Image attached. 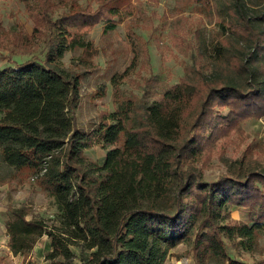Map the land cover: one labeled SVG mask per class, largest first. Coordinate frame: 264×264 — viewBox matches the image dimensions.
<instances>
[{"label":"trees","instance_id":"trees-1","mask_svg":"<svg viewBox=\"0 0 264 264\" xmlns=\"http://www.w3.org/2000/svg\"><path fill=\"white\" fill-rule=\"evenodd\" d=\"M179 1L215 15L212 54H202L200 65L173 84L143 77L141 94L126 95L123 86L139 75L135 33L128 30L133 58L110 79L113 110L99 112L98 127L86 133L75 120L81 78L97 65L83 32L102 24L106 34L135 6L132 0H21L32 30L6 40L11 65L0 69V162L12 181L34 182L56 219L48 225L29 219L22 207H7L13 254H28L47 235L45 264H169L170 257L264 264L228 250L252 253L264 236V172L205 180L193 167L208 162L239 125L264 115V0H255L254 14L251 0ZM58 27L76 30L71 48L80 54L73 67L53 51ZM41 44L44 58L12 61ZM104 95L102 88L98 96ZM94 146L105 151L101 163L85 153ZM233 208L247 210V222L233 219ZM181 245L186 249L173 253Z\"/></svg>","mask_w":264,"mask_h":264},{"label":"rangeland","instance_id":"rangeland-1","mask_svg":"<svg viewBox=\"0 0 264 264\" xmlns=\"http://www.w3.org/2000/svg\"><path fill=\"white\" fill-rule=\"evenodd\" d=\"M132 3L136 10L134 15L125 18L112 31L104 34L103 26L99 24L83 32L84 38L92 42L90 59L97 65L91 72L83 73L81 78V102L75 120L77 127L86 133L98 127L99 112L113 110L110 79L132 63L133 58L127 38L128 30L135 33L139 61L135 72L139 70V75L133 73L131 81L123 86L126 95L141 94L143 77L156 78L164 85L173 84L179 77L189 74L196 64L200 65L202 54L205 58L212 54V46L219 33L218 21L212 11L199 5L185 6L179 0H132ZM250 3L249 13L254 14L260 5L255 0ZM28 15L21 0H0V69L11 65L8 62L11 45L6 42L9 34L19 30L31 34ZM180 16L184 20H179ZM149 23L155 28L146 27ZM175 25L178 33L174 32ZM75 32V29L58 27L53 36V51L58 61L66 67L76 65L80 54V51L71 48ZM45 52L44 44H41L32 54L18 53L12 57V61L22 63L32 56L44 58ZM207 74L213 76L219 73L206 70L204 75ZM102 88L105 89V95L99 97ZM85 153L101 163L105 151L94 146ZM244 154H247L245 158L242 157ZM193 167L197 171L201 170L205 180L251 171L264 172V115L239 125L226 141L218 142L216 152L208 162L193 163ZM9 172L0 162V264H45V254L49 251L47 235L41 237L28 254L11 252L5 229L8 220L6 211L9 206L22 207L29 219L43 220L51 225L55 222L56 210L52 201L39 191L34 182L12 181ZM247 214L248 211L242 208H233L230 213L233 219L243 222H247ZM185 249L181 245L174 250L178 253L177 250L183 252ZM228 250L232 257L250 263L264 262V236L258 240L252 253L230 246ZM188 262L193 264L189 259Z\"/></svg>","mask_w":264,"mask_h":264},{"label":"crops","instance_id":"crops-1","mask_svg":"<svg viewBox=\"0 0 264 264\" xmlns=\"http://www.w3.org/2000/svg\"><path fill=\"white\" fill-rule=\"evenodd\" d=\"M175 251V250H174ZM173 251V253H176V251L174 252ZM181 252V250H177V252ZM173 263H175V264H188L189 262H188V258H181V259H177L176 257H170V259H169V264H173Z\"/></svg>","mask_w":264,"mask_h":264}]
</instances>
